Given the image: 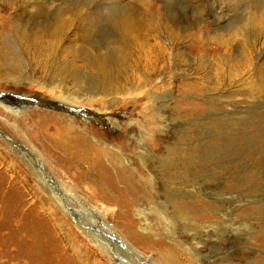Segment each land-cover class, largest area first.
Listing matches in <instances>:
<instances>
[{"label": "rangeland", "instance_id": "374dc122", "mask_svg": "<svg viewBox=\"0 0 264 264\" xmlns=\"http://www.w3.org/2000/svg\"><path fill=\"white\" fill-rule=\"evenodd\" d=\"M19 1L6 0L0 5V31L16 29L18 35L19 28L25 26L18 12ZM50 1H44V9L36 16L41 26L49 29L38 40L39 47L22 45L19 35L7 43L14 50L8 51L0 42V77L11 75L23 81L39 78L44 82L51 68L45 62L46 55L52 62L72 61L73 43L83 29L94 27L97 35L91 42L103 46L115 33L118 19L133 11L135 17L140 11L137 15L144 14L148 27L143 31V44L133 46L131 62H121L112 76H128V83H139L156 92L151 100L114 105L112 117L120 122L128 113L137 118L141 131L148 132L144 140L151 143L159 159H165L170 150L169 159L174 164L181 159L183 164L182 168L170 169L174 165L162 160L168 167L163 166L165 174L158 175L150 161L132 164L134 172L144 184L166 183L169 190L191 185V194L181 197V212L187 216L184 221L192 224L190 235L193 231L202 233L204 243L218 248L210 261L231 255L235 257L232 264H264V0H64L76 2L90 16L70 14V22L60 33L52 31L50 19L56 10L48 11L53 6ZM104 15L109 19L103 20ZM77 43L81 44L80 40ZM41 47L44 51H39ZM65 71L70 74L68 68ZM18 83L0 80V95H4L0 97V131L20 144L0 134V264H156L150 245L129 235L117 206L105 201L110 209L107 213L100 201L79 186L87 187L90 180L75 182V169L66 168L44 143L28 113L37 103L41 109L61 112L65 110L59 108L66 107V112L86 118L93 126L92 135L124 149L130 158H137L130 144L141 136L130 133L131 125H124L120 132L110 131L106 116H99L97 108L105 104L101 101L67 105L27 81ZM44 96L48 98L44 100ZM23 101L28 104L27 113L16 114L4 107L19 109ZM35 159L49 174L47 182L53 191L40 182L38 168L31 167ZM184 172L193 180L185 181ZM53 183L58 188L52 187ZM40 197L55 209L59 224H66L68 231H79L80 240L93 250L89 256L79 249L74 253L73 242L49 219ZM149 208L144 205L133 213L135 219L142 220L138 233L148 230L157 238L169 230L174 238L192 246L195 241L189 234L179 226L166 225ZM84 223L94 224L101 232L88 231ZM119 224L128 237L116 227ZM128 245L146 259L135 257ZM201 258L206 260L209 255L203 252Z\"/></svg>", "mask_w": 264, "mask_h": 264}, {"label": "bare ground", "instance_id": "6f19581e", "mask_svg": "<svg viewBox=\"0 0 264 264\" xmlns=\"http://www.w3.org/2000/svg\"><path fill=\"white\" fill-rule=\"evenodd\" d=\"M0 1H2L0 2V5L7 3L6 0ZM8 1L13 2L14 0ZM44 1L45 0L19 1L20 4L18 12L21 17L20 20H23L26 23L25 26L19 28V36L17 33H15L16 29L15 32L0 31V42H4L6 44L8 51L12 49L14 50V46L12 47L7 43H12L13 40H16L17 36L19 37L20 42H22V45L39 47L38 40L43 39L44 33L49 31V29L46 30L44 29V26H41V22L36 17L38 16L37 13L41 9H44ZM48 4L53 5L49 7L48 11L56 10L55 14L53 15L54 18L52 17L53 20L52 18L50 19L52 21L51 27L54 28V30L52 29L54 33H60L65 24L70 22V14L75 15L74 13H76L80 16H85L88 18L90 16L88 15L89 13L85 12L83 7H78L79 5L76 6L77 3L75 2L74 4L73 1L68 2L64 0H51ZM109 14L110 13L107 15ZM137 14L136 16L138 17H133V11V16L124 15L118 19V24H116L118 27L116 26L117 28L114 30L115 33L112 36L110 35L107 39L109 43H106L103 46H96L91 42L93 37L97 35L94 27H88L89 29L87 30L86 28L83 29V32L81 31L78 34L77 40L73 43L71 52V56L73 57L72 61H65L61 59L52 62L49 59L50 56L45 54V62H48L49 67L51 66V68L48 69L49 73L47 72L46 74V77L49 79L45 78L44 82L40 81L39 78L34 80L25 79V81H27L29 84L38 86L39 90L51 92V95L56 97L54 99H58L67 105L77 106L76 104H82L86 102V104L89 105V103L94 104L95 101H101L105 103L106 105L104 104V106L96 108L99 111V116H106L108 120L107 126L110 131L114 133L120 132L124 125H131L132 128L130 133L141 136V141L136 138L137 140L130 144V150L136 152L137 158H130V154L128 155L124 149H120L114 144L92 135L90 133V129L93 126L87 122L86 118H79V116L75 114L66 112V107H60L59 109L65 110V112H61L60 110L58 111V109H41L39 107L40 104L37 103L36 107L30 109L29 111L26 101H23L22 106L19 109H15L12 106L8 107V105H4V107L7 111L12 110V112L16 114H23L29 111L28 117H31L34 121L39 130L41 138L44 140V143L50 146V148H52L55 153H57L60 160L62 161V164L65 165L66 168L75 169V172H73L77 174L78 177L76 178H80L79 181L75 178V182L80 184L85 180H90V182L87 183V187H84L86 184L79 186L83 189H87V192L90 196L97 199V201H100V204L105 210H107V213L110 211L107 203L117 206L118 211L120 212L124 221L123 224L125 228L130 231L129 235H131V237L137 236L150 245L152 249L150 247L148 249L149 252L155 257L156 264H226L228 261H230L229 263L232 264L233 258L235 257L231 255L228 257L217 258L213 262L210 261L211 255L215 253L218 248L213 245L211 246L207 242L204 243L202 233L193 231L191 235L189 234V232L192 230V224L184 221L186 220L187 216L186 214L182 213L184 209L182 207V201L184 199L181 197H183V194H191V192L188 190V185L191 187L190 184H188L187 187H184L185 185H183L178 186L177 189L170 190L167 188L168 186L166 183L161 185L155 182L154 184H144L142 179L136 174V172H134V167L132 166V164L143 165L153 161L152 165L156 167L157 173L159 175L165 174L162 172V170L163 166H167L161 163L162 160L163 162L174 165L169 167L167 166L170 169H172V167H177L178 169L180 167L182 168V160L180 159L179 163L174 164L169 159L170 150H167V157L165 159H159V157L156 155V150L151 145V143H149L147 140H144V135H148V132L145 130L141 131V128L139 127V120L137 118H132L129 113L123 122H120L112 117V114L115 112L113 109L114 105L120 103L137 104L146 99L151 100L152 93L156 92L151 87L141 86L139 83H128L130 82L128 80V76H112V72L120 66L121 62L124 64H127V61L131 62L130 54H133V46H140L143 44V36L148 31V27L145 22L146 19L144 17L143 11V16H139ZM48 15H50V13ZM109 17L104 15V18L102 19L106 20L109 19ZM46 20L48 19H45V24ZM144 30H146V32H143ZM111 39H113L112 43H110ZM78 40H80L81 44L77 43ZM39 51H44V48H39ZM77 64H81L82 67L77 66ZM66 68H68L70 71L69 75L65 71ZM11 79L19 83L25 82L22 80V78L16 76L7 75L5 77H0V80L5 81H9ZM36 95L39 94L36 93ZM2 96L4 95H0V97ZM46 98L48 97L44 96V100ZM0 104H3V102L0 101ZM44 104L45 102L41 103L42 106ZM0 134L3 137L5 136V139L9 142L19 144L13 138L6 136L4 131H0ZM162 142L164 143V141ZM22 147L25 148L26 146L22 145ZM31 155L34 157L33 154ZM11 162L12 163H10V166L13 168V170H15L16 168L13 167L15 164L13 165V161ZM85 163L88 164V166H86V168H81V166ZM30 164L32 168H38V172L36 171V174L42 185H47L46 188H48V186L50 187L47 182L49 181V174L42 166L40 160H31ZM16 173L20 175L18 171ZM183 174L185 181L190 182L193 180V178L192 180L190 179L189 172H184ZM158 175L155 177L158 178ZM167 176L169 177L168 174ZM81 179L84 180L81 181ZM52 187L58 188L55 183L52 184ZM48 189L52 190L51 187ZM67 191L70 192V190ZM179 193L182 194L180 195ZM177 196L180 197L177 198ZM61 197L63 196L61 195ZM39 201L41 206L44 205V207H46V211L50 217L49 219L55 223L59 230H63L65 236L67 234L69 240L73 242L72 244L74 246H72L71 249H73L74 253H76L79 249L85 254V256H89L93 250L91 251V248L85 244V242L83 243L80 240L78 237L79 231H74L72 228L71 231H68L70 228H68L66 224L63 222L59 224L60 222H58V218H56L57 216L55 215V209L48 203L46 206V202H43L41 197ZM105 201H107V203ZM174 204H178L179 206H174ZM144 205L149 206L150 211L157 215L161 220H164L162 222H165L166 225L172 228L174 226H179L180 231L185 232V234H189L195 241L192 243V246L190 247L185 242L174 238L172 236V231L169 230L166 231V234L157 238L154 237L157 235L156 233H147L150 232L148 230L145 232L147 234H140V232L138 233V224L142 220L135 219L133 213L135 212V209H141ZM193 220V216L190 217V221ZM120 225L121 224L117 225L116 227L122 232L121 234L123 237L126 238L128 234H126L124 229L122 230ZM83 227L88 231L97 229L92 223H84ZM67 231L73 235V237H70ZM96 232V234L99 235L98 232L101 231L97 229ZM152 234L154 236H152ZM93 237L96 239V236ZM76 244H79V246ZM95 244L93 242L92 245ZM136 247L139 248L137 245ZM104 248L106 247L104 246ZM130 248L134 250L133 253L135 257L141 260L146 259V257L142 256V253L138 249H134L133 247ZM203 252H205V255H209V258L206 260L201 258ZM120 253L121 252H117L116 254L119 255ZM123 253L128 255L127 251H124ZM128 263L130 262L128 261Z\"/></svg>", "mask_w": 264, "mask_h": 264}]
</instances>
